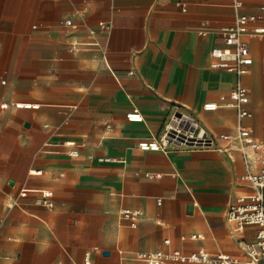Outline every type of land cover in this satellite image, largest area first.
<instances>
[{"label":"crops","instance_id":"0c3cea01","mask_svg":"<svg viewBox=\"0 0 264 264\" xmlns=\"http://www.w3.org/2000/svg\"><path fill=\"white\" fill-rule=\"evenodd\" d=\"M233 1L0 0V264H83L90 249L97 264H123L141 250L200 245L248 259L244 244L260 227L235 231L227 220L253 190L241 153L227 141H219L227 151L139 147L181 112L209 136L235 132L221 97L229 100L236 76L211 68L210 49L225 46L217 30L239 12L261 14L250 29L264 27V0L238 9ZM66 19L75 26L60 24ZM244 40L253 63L243 124L263 138L264 34ZM208 101L219 106L205 109ZM133 109L145 119L128 120ZM40 189L52 191L53 206ZM124 208L141 212L135 226ZM191 234L201 238H181Z\"/></svg>","mask_w":264,"mask_h":264},{"label":"built area","instance_id":"2783aa9c","mask_svg":"<svg viewBox=\"0 0 264 264\" xmlns=\"http://www.w3.org/2000/svg\"><path fill=\"white\" fill-rule=\"evenodd\" d=\"M234 6L238 9L242 6L241 0H234ZM264 11V5L261 7ZM235 22L232 25L223 26L217 30L218 37L225 46H214L210 49L212 61L210 63L213 69H223L232 72L236 76V80L229 91V100L223 95L221 99L226 105L232 107L237 117V125L234 133H221L219 135H210L203 131L199 126L196 118L185 115L184 113H175L171 116L169 122L165 125L163 133L151 139H143L139 142L141 149L165 150L170 143L185 144L192 146L216 147L219 150H226L219 141H227L232 147L237 149L243 159L246 161L249 169L242 178L251 183L253 190L237 197L236 201L229 206L227 210V220L233 225L235 231H242L248 225H257L260 228L257 231L256 239L253 242L245 243L244 248L248 253V259L243 260L230 253L220 252L211 253L204 246L200 245L193 252H184L179 248L170 250L154 249L141 250L132 254L128 258H124L123 264H264V136L256 138L252 130L243 124L246 117H250L252 112L248 108L250 103L249 90L243 83V76L249 71L253 63L251 50L244 40L246 34L259 35L264 34V27H255L250 29V23L260 18L261 14L237 13ZM60 24L75 26L72 19L61 21ZM105 27V23H100ZM97 28H91L90 33L95 34ZM200 34L206 31L200 29ZM227 100V101H226ZM19 107H36L37 104L17 103ZM218 103L208 101L204 103L205 109H216ZM127 119L130 121H143L144 115L138 110L133 109L127 113ZM68 146H74L73 141L66 143ZM53 142L46 143V149L50 148ZM79 151L73 148L70 150L71 155H77ZM255 158L262 163L257 171L250 169L249 160ZM149 174V173H148ZM156 174L154 176H158ZM44 197L42 203L53 206V202L48 198L52 191L47 189L39 190ZM27 189L20 191L21 195H26ZM162 199H158L160 203ZM123 219L129 220L132 226L137 224V219L141 212L124 208L120 211ZM183 240H198L201 238L198 234L182 235ZM166 244L171 243L169 239H165ZM95 249L86 251L83 264H97L92 255Z\"/></svg>","mask_w":264,"mask_h":264}]
</instances>
